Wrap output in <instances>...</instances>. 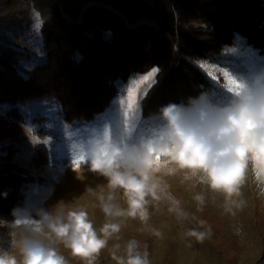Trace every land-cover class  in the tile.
Returning <instances> with one entry per match:
<instances>
[{"label":"trees","instance_id":"1","mask_svg":"<svg viewBox=\"0 0 264 264\" xmlns=\"http://www.w3.org/2000/svg\"><path fill=\"white\" fill-rule=\"evenodd\" d=\"M31 7L43 22V58L21 76L30 56L6 41L24 37ZM238 37L264 55V0H0V105L21 121L24 108L50 99L67 123H91L111 106L115 81L158 69L141 101L148 119L202 90L214 94L199 64H221ZM40 151L47 162V150ZM12 153L0 148V156ZM34 181L0 176L1 219H14L12 209L24 206Z\"/></svg>","mask_w":264,"mask_h":264},{"label":"clouds","instance_id":"2","mask_svg":"<svg viewBox=\"0 0 264 264\" xmlns=\"http://www.w3.org/2000/svg\"><path fill=\"white\" fill-rule=\"evenodd\" d=\"M242 84L235 92L225 88L224 102H218L213 91L202 90L186 102L162 106L155 114L157 126L135 144L117 140L106 130L80 146L73 158L74 170L86 166L107 181V192L97 194L106 222L97 229L83 207L67 211L60 207L55 212L40 208L33 214L18 206L11 212L14 219H0V227L10 230L11 246L18 248L19 258L0 248V264H68L56 245L69 249L83 264H96L109 241L120 240L124 219L148 224L149 205L161 200L163 176L183 173L184 180L196 178L223 195L226 211L242 208L241 190L250 166L256 182L264 185V72L244 78ZM118 194L127 207L119 203ZM194 200L200 207L206 202L202 194ZM169 211L187 218L174 205ZM209 234L210 230L195 229L186 233L200 243ZM120 247L114 245L116 250ZM124 250V256L113 252L118 264H150L149 253L140 251L137 240H129Z\"/></svg>","mask_w":264,"mask_h":264},{"label":"rangeland","instance_id":"3","mask_svg":"<svg viewBox=\"0 0 264 264\" xmlns=\"http://www.w3.org/2000/svg\"><path fill=\"white\" fill-rule=\"evenodd\" d=\"M23 23L24 37L17 39L12 36L6 42L30 56L25 62L32 65L29 70L25 71L20 65V71L30 76L43 58V22L39 12L31 7ZM37 23L40 25L38 29L35 27ZM238 38L237 45L226 50L225 60L219 67L224 71H235L242 78L258 71L264 72V55H258L253 47L245 44L242 37ZM157 75L158 71L155 80ZM212 96L218 102L227 99L224 93L217 91ZM23 116L20 121L8 112L6 106L0 105V148L8 145L15 151L11 155L0 156V176L35 178L34 182L27 184L23 206L32 210L33 214L40 208L55 212L60 207L65 211L83 207L94 226L97 229L102 227L106 218L100 209L97 194L107 192V181L88 171L86 166L74 170L73 159L83 145L80 129L95 120L85 124H69L64 120L58 103L50 99L24 108ZM43 148L49 154L47 162L40 151ZM261 187L264 185L256 182L250 166L241 190L244 205L228 212L223 195L213 193L196 178L184 180L183 173L163 176L161 200L149 205L148 224L144 225L138 219H124L120 240H110L96 264H118L113 259V252L117 256H124L125 245L132 239L139 242L141 252L149 253L150 264H264V192H261ZM196 194L205 196L206 202L202 207L194 200ZM118 200L123 207H127L122 194H118ZM173 205L187 213V218L181 219L176 211H169ZM200 221H204V224L201 225ZM153 229L159 231L161 236H155ZM192 229L210 230V234L200 243L186 235ZM15 238L19 239V234ZM12 240L10 230L0 227V248L19 258L18 248L11 246ZM117 243L121 245L119 250L114 248ZM56 247L68 264H83L79 258L72 257L70 250L63 245Z\"/></svg>","mask_w":264,"mask_h":264},{"label":"snow or ice","instance_id":"4","mask_svg":"<svg viewBox=\"0 0 264 264\" xmlns=\"http://www.w3.org/2000/svg\"><path fill=\"white\" fill-rule=\"evenodd\" d=\"M39 26V23L35 25L37 29ZM235 51L236 49L233 50ZM21 67L27 71L32 65L22 62ZM199 67L210 78L217 92L224 93L225 88L235 92L243 86L244 78L237 75L235 71H224L219 65L213 66L207 63H201ZM157 71L158 69H153L143 76H134L127 83L116 81L117 95L112 100L111 106L91 125L80 129L79 135L83 139V145L87 144L91 138L103 135L106 130L111 137L117 140L126 139L129 144H135L141 136L149 135L159 121L155 117L144 119L141 116V101L147 94V89L155 84ZM20 75L23 76L24 71H21ZM76 163L79 164L80 161L77 159Z\"/></svg>","mask_w":264,"mask_h":264}]
</instances>
